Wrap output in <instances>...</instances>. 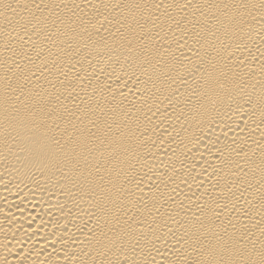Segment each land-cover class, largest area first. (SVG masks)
<instances>
[{
  "label": "bare ground",
  "instance_id": "6f19581e",
  "mask_svg": "<svg viewBox=\"0 0 264 264\" xmlns=\"http://www.w3.org/2000/svg\"><path fill=\"white\" fill-rule=\"evenodd\" d=\"M0 264H264V0H0Z\"/></svg>",
  "mask_w": 264,
  "mask_h": 264
}]
</instances>
